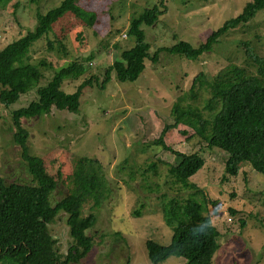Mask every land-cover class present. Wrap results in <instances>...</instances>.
Returning <instances> with one entry per match:
<instances>
[{
    "label": "rangeland",
    "instance_id": "1",
    "mask_svg": "<svg viewBox=\"0 0 264 264\" xmlns=\"http://www.w3.org/2000/svg\"><path fill=\"white\" fill-rule=\"evenodd\" d=\"M247 1L165 0L166 12L154 24L140 28L150 42L151 55L161 45H171L178 39L196 45L225 19L239 13ZM60 2L13 0L0 5V48L33 30L36 11L44 13ZM155 3L157 0H78L79 5L95 13L90 25L65 13L53 24L52 31L29 47L30 61L44 58L52 64L50 69L41 68V84L52 77L54 70L90 55L84 75L64 80L61 88L73 92L84 77L91 75L98 85L105 67L133 41V36L126 33L131 16ZM46 38H62L66 52L58 50V41L53 49L45 48ZM243 41L254 53L264 56V10L219 36L195 61L161 49L157 60H148L135 80L117 81L110 72L104 88L93 84L85 90L78 112L52 108L39 117L20 119L28 133L29 153L40 158L45 172L58 180L48 194L49 204L78 193L81 215L89 211L95 214L93 224L86 229L92 236L91 248L78 264H153L145 251V239L169 243L171 228L162 219L160 207L174 196L198 199L217 227L218 247L210 264H264V176L243 164L235 177L222 179L225 153L207 147L194 134L192 121L185 120L168 130L163 140L173 150L197 153L204 159L203 167L190 177L200 189L196 192L174 183L168 172L174 155L155 142L165 123L173 122L172 106L179 96L181 105H190L211 118L205 110L209 87L202 86L192 98V79L199 72L209 79L228 63L248 64ZM31 97L22 94L9 106L0 103V177L6 183L30 182L19 145L12 140V111ZM84 156L98 167L97 173L93 169L98 178L96 190L80 184L81 176L76 175ZM84 168L89 169L85 164ZM66 215L60 210L47 225L49 233L57 238L59 253H66L71 240ZM184 262L182 257L170 256L159 264Z\"/></svg>",
    "mask_w": 264,
    "mask_h": 264
},
{
    "label": "trees",
    "instance_id": "2",
    "mask_svg": "<svg viewBox=\"0 0 264 264\" xmlns=\"http://www.w3.org/2000/svg\"><path fill=\"white\" fill-rule=\"evenodd\" d=\"M13 0H0L4 5ZM31 1V0H30ZM162 7V8H161ZM165 0H157L151 7L144 8L131 16L126 33L133 36L131 45L120 50L118 59L105 67L103 78L97 85V79L91 75L84 77L73 92H65L61 86L66 79H78L84 75L88 66L84 59H75L58 70H54L44 84L41 68H52L44 58L35 62L29 60V47L41 36L52 31L55 24L65 13H71L90 25L95 13L78 4V0H61L56 7L44 13L36 11V25L33 30L12 39L0 48V103L9 106L23 95L31 94L23 105L12 111L15 127L12 140L20 148L29 183H6L0 177V263L2 264H78L91 248L92 236L86 233L94 220L92 211L82 216L80 213L81 195L67 194L50 205L48 194L58 185V180L45 172L40 158L29 153L26 145L28 133L21 125V118L39 117L55 108L78 112L80 97L93 84L104 88L110 72L117 81H133L147 67V61L155 62L157 53L165 49L170 54L196 60L211 49L216 39L237 26L246 24L256 14L264 10V0H249L235 16L225 19L205 40L193 45L185 39H178L171 45H161L151 55L150 42L145 39L141 25H152L160 15L166 12ZM58 19V20H57ZM58 41V50L66 52L62 38H46L45 48L53 49ZM245 45L246 65L228 63L211 78L199 72L192 79L190 96L195 98L198 90L207 85L210 97L205 110L211 115L206 118L199 109L190 105L183 106L179 96L172 106L173 122L165 123L158 139L164 150L174 155V163L168 172L175 184L184 188L200 189L190 181L204 165V159L197 153L184 154L165 144V133L176 128L181 121L190 120L194 134L201 137L209 148L225 153L222 179L233 178L240 166L248 164L253 171L264 176V56L253 52ZM92 86V87H91ZM183 133L185 131H182ZM84 164L89 168L85 171ZM98 167L92 166L90 158L83 157V164L77 170L79 183L89 187L98 186ZM84 182V183H83ZM66 212V223L71 236L66 253L56 249L57 238L49 233L47 225L57 213ZM231 213L234 210L230 209ZM162 219L171 228L168 244H160L153 238L145 239V251L153 264H159L170 256L182 257L184 264H210L217 250V227L205 214L198 199L193 196L184 198L174 196L160 207ZM243 221H240L242 223ZM193 234H199L193 240Z\"/></svg>",
    "mask_w": 264,
    "mask_h": 264
},
{
    "label": "clouds",
    "instance_id": "3",
    "mask_svg": "<svg viewBox=\"0 0 264 264\" xmlns=\"http://www.w3.org/2000/svg\"><path fill=\"white\" fill-rule=\"evenodd\" d=\"M199 238V234H193V240L195 242V240H197Z\"/></svg>",
    "mask_w": 264,
    "mask_h": 264
}]
</instances>
